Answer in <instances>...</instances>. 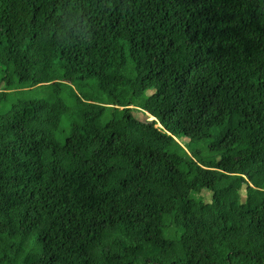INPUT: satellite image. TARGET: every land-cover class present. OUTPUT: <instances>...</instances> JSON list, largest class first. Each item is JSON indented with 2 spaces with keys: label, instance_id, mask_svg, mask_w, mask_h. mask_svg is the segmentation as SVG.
<instances>
[{
  "label": "trees",
  "instance_id": "trees-1",
  "mask_svg": "<svg viewBox=\"0 0 264 264\" xmlns=\"http://www.w3.org/2000/svg\"><path fill=\"white\" fill-rule=\"evenodd\" d=\"M5 102L0 264H264V0H0Z\"/></svg>",
  "mask_w": 264,
  "mask_h": 264
},
{
  "label": "rangeland",
  "instance_id": "rangeland-1",
  "mask_svg": "<svg viewBox=\"0 0 264 264\" xmlns=\"http://www.w3.org/2000/svg\"><path fill=\"white\" fill-rule=\"evenodd\" d=\"M50 91H51V88H49V87H37V88L31 90L28 93V95L31 96V97H36V98L37 97L38 98H47L49 96V94H50ZM10 99H12L11 96L8 97V101ZM6 105L7 104L5 102V104L2 105V108L0 110L4 112L6 110L5 109ZM64 121H66V118H64ZM65 125H66V123L63 122L62 130H65ZM169 132L172 135L176 136L179 131L176 130V129H171ZM184 140L185 139L183 137H180L179 140H177L178 144H176L174 146V151H179V149L181 147L179 144L181 143V141L184 143ZM195 145H196V141L192 140V141H190V143L188 145H183V147L185 149H187L188 151H190V148L194 147ZM195 160L196 161L193 164V168H195L199 172L200 175L204 174L207 171V169L201 166V164L199 163V158L198 157H195ZM203 193H204V191H202L200 194H194V193L192 194V198H191V206H192V208H194V209H202L203 208V203H202V198H201V196H202L201 194H203ZM257 197L263 199L264 198V193L258 192L257 193Z\"/></svg>",
  "mask_w": 264,
  "mask_h": 264
}]
</instances>
